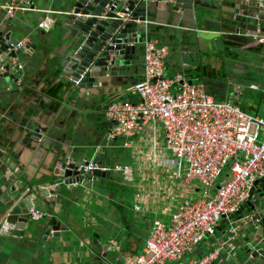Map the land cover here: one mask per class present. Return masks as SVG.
<instances>
[{
    "label": "crops",
    "instance_id": "0c3cea01",
    "mask_svg": "<svg viewBox=\"0 0 264 264\" xmlns=\"http://www.w3.org/2000/svg\"><path fill=\"white\" fill-rule=\"evenodd\" d=\"M65 1L30 0L31 10L16 12L11 18L0 11L1 36L4 38L10 35L13 41L25 39L26 43L38 44L42 36L63 35L62 43L69 45L73 32L71 29L64 31L62 28L65 25ZM9 2L10 0H0V5ZM243 3L254 12L255 9L262 11L264 7V0H244ZM46 16L54 17L55 23L44 32L37 25ZM208 21V33L215 34L220 28L218 14L212 12ZM263 38L264 32H257L251 43L238 45L228 56L226 53L212 56V60L226 57V63L221 67L216 64V72L209 75L208 86L204 84L208 88L207 93L216 100L231 102L244 113L262 119L264 52L258 51V46H264ZM52 47L59 48L56 43ZM206 48L218 53L220 44L207 43ZM38 50L39 47L32 49L25 44L17 53L23 68L19 71L18 83L12 87L16 92L11 96L18 103L0 113V125L16 122L21 124L10 130L9 140L4 147L0 146V151L5 153L9 150L14 156L10 161L20 166V169L11 171L0 159V220L8 218L15 223L12 232L7 235L0 234V264H95L91 262L89 248L100 250L101 244H108L110 240H115L117 247L113 251L108 250L110 259H113L110 264H121L119 258L123 260L128 255L141 252L153 220L169 219L179 203L200 198L203 188L198 181L188 183L185 180L186 169L183 163L178 167L170 161L159 124H146L131 137L111 138L107 135L108 131L110 134L112 125L105 117V106L114 100L133 97V88L142 81L143 73L142 65L136 71L135 62L142 63L143 55L135 52L136 60L129 62L130 72L122 78L123 81L109 78L105 87L97 88L93 94L81 96L75 105L76 111H70L71 105L61 103L52 106L42 102L51 91L49 66L45 62L50 51H44L43 56L46 57L42 60V53L39 54ZM180 66L181 61L177 54L167 49L164 77L175 73L184 74L185 71ZM183 66H187V63L182 60V68ZM197 83L203 84L200 80ZM75 112L80 118L72 124V134L69 136L67 121ZM31 130H37L41 135L38 140L31 137ZM73 137L88 138L94 143L106 141L111 146L109 177L87 182L82 195L71 192L66 200L67 211L73 215L69 222L70 231L60 225L59 231L54 228L47 238L42 239L40 230L29 231L28 224L40 226L41 220L39 216L32 219L31 211L45 215L48 211L60 213L63 207L59 208L54 203L53 211L46 207H35L27 215L18 216L25 211L22 196L28 194L29 189L25 186L22 188L24 192L18 193L20 182L16 178L11 180L9 176L18 175L23 181L28 179L34 182L49 172L56 157L65 151ZM123 166L133 169L131 182H125L120 171L116 169ZM13 167L15 166L12 165ZM227 170L224 169L220 181L227 179ZM217 187L218 183L209 193L213 194ZM36 203L33 201V205ZM49 204L52 205L51 202ZM17 216L27 222L19 230V235L15 234ZM215 241L214 237H207L182 261L168 264H185L189 258H199L216 247ZM212 264L247 263L238 248L229 258H226L224 252H220L218 259Z\"/></svg>",
    "mask_w": 264,
    "mask_h": 264
},
{
    "label": "water",
    "instance_id": "95a60500",
    "mask_svg": "<svg viewBox=\"0 0 264 264\" xmlns=\"http://www.w3.org/2000/svg\"><path fill=\"white\" fill-rule=\"evenodd\" d=\"M242 1L66 0L63 12L65 25L62 28L64 31L71 29L72 42L63 44V35L53 34L42 36L38 44L26 43V47L32 49L39 47L38 53H42V60L46 57L43 56L44 51H50L45 62L49 66L51 91L42 102L52 106L64 103L71 105L70 111H76L78 99L87 93H95L99 87H105L109 78L123 81L122 78L130 72L129 62L136 60L135 52L138 51V55L144 57L143 42L150 37L157 39L166 50L177 54L181 61L180 67L185 71L183 75L191 84L200 80L203 86H208L209 75L216 72L214 66L219 64L221 67L227 59L212 60V56L223 53L228 56L238 45L251 43L257 32H264V7L262 11H250ZM212 12L218 14L220 21V28L215 34L208 33L207 24ZM4 38L9 40L10 35ZM216 42L220 44L218 53L206 48L207 43L214 45ZM55 43L58 49L52 47ZM3 49L0 46V52ZM258 51L264 52V46H258ZM182 60L187 63L183 68ZM143 65L144 61H136V71ZM18 79L19 73L12 75L6 72L0 75V89L3 87L0 91V113L18 103L11 96L16 92L12 87L18 83ZM79 118L80 115L75 112L67 121L69 136L72 134V124ZM19 124L0 125V146H5L10 130ZM31 132L35 140L41 136L37 130ZM110 147L106 141L94 143L88 138L73 137L65 151L56 157L49 172L34 182L28 179L23 181L18 175L9 176L11 180L16 178L20 182L18 193H23L22 188L25 186L29 189V193L22 196L25 211L18 216L27 215L35 207H46L53 211L54 203L59 208L63 207L60 213L48 211L45 215L39 214L40 226L28 224L30 232L40 230L41 238L44 239L54 228L59 231L60 225L70 231L69 222L73 215L67 211L66 200L71 192L82 195L87 182L109 177ZM13 157L9 150L5 153L0 151V159L11 171L20 169L18 164L10 161ZM12 165L15 167L12 168ZM33 201L37 202L36 205H33ZM18 216L17 235L27 223ZM240 217L247 218L246 224L241 227L242 240L238 242L245 262L264 264V177L253 181L247 201L230 218ZM226 225L227 220L223 218L217 231H223ZM89 253L92 263H112L108 244H101L100 250L89 248ZM118 261L121 262L122 258Z\"/></svg>",
    "mask_w": 264,
    "mask_h": 264
},
{
    "label": "built area",
    "instance_id": "2783aa9c",
    "mask_svg": "<svg viewBox=\"0 0 264 264\" xmlns=\"http://www.w3.org/2000/svg\"><path fill=\"white\" fill-rule=\"evenodd\" d=\"M29 10L30 0L0 5L9 18ZM54 23V17L46 16L37 27L47 32ZM25 44V39L5 40L0 35V46L4 47L0 75L22 70L17 53ZM143 47L144 79L133 88V97L105 106V117L112 125L109 135L131 137L146 124H159L170 161L178 167L185 165V180L198 181L203 195L179 203L169 219L153 220L141 252L124 257L121 264L177 263L207 237L215 238L216 247L185 264H212L220 252L229 258L239 248L241 227L247 222L246 217H230L247 201L253 181L264 177V119L244 113L231 102L216 100L203 84H191L182 73L165 78L166 48L151 37L144 40ZM225 168L227 179L220 181ZM116 169L125 182L132 181L130 166ZM216 183L218 187L210 194ZM38 216L31 211L32 219ZM223 218L227 225L219 234ZM14 224L8 218L1 219L0 234L12 232ZM115 249L116 241L110 240L108 250Z\"/></svg>",
    "mask_w": 264,
    "mask_h": 264
}]
</instances>
